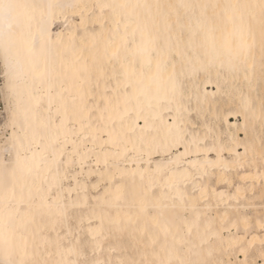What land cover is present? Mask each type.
<instances>
[{
	"label": "snow or ice",
	"instance_id": "snow-or-ice-1",
	"mask_svg": "<svg viewBox=\"0 0 264 264\" xmlns=\"http://www.w3.org/2000/svg\"><path fill=\"white\" fill-rule=\"evenodd\" d=\"M0 65V264H264V0H0Z\"/></svg>",
	"mask_w": 264,
	"mask_h": 264
},
{
	"label": "rangeland",
	"instance_id": "rangeland-1",
	"mask_svg": "<svg viewBox=\"0 0 264 264\" xmlns=\"http://www.w3.org/2000/svg\"><path fill=\"white\" fill-rule=\"evenodd\" d=\"M55 30L61 29L63 27L62 21H57L55 25H53ZM0 68H2V65H0ZM3 73L0 71V79H2ZM215 74L213 73L211 77V82L204 77L201 76L198 80L193 81L191 84H189L188 88L189 91L185 98V105L190 108V113H192V116H195L196 109L198 107V102L200 106L204 107L206 110V115H203L200 117V128L197 129V131H202L205 127L204 121L207 120L209 124L215 122L216 130L219 133L224 134L226 133V122L225 118L228 117L231 120V123L237 122V117L235 115H227L225 112V108L227 106L226 101L227 97L223 95V89H221V92L217 94V96L214 98L215 102L211 104V107L209 108L208 105L203 104V101L196 100V95L198 91H201L205 94V91L207 94H209V100H212V95L210 96V91L216 92V85H215ZM190 97V99L188 98ZM161 114L166 115L168 119L171 118V114L169 112H162ZM8 123V113L6 111V107L4 105L2 97H0V144L4 143V134H5V125ZM240 125L242 126L243 118L241 117L239 120ZM7 133L9 136H11V129H7ZM241 138H243L244 133L241 131L238 133ZM2 153V152H1ZM3 154V153H2Z\"/></svg>",
	"mask_w": 264,
	"mask_h": 264
},
{
	"label": "bare ground",
	"instance_id": "bare-ground-1",
	"mask_svg": "<svg viewBox=\"0 0 264 264\" xmlns=\"http://www.w3.org/2000/svg\"><path fill=\"white\" fill-rule=\"evenodd\" d=\"M52 31L53 32H59V30H55L54 29V27L52 28ZM206 92V91H205ZM210 93V96H211V94H213L214 92L213 91H210L209 92ZM196 100H198V101H204V93L203 92H201V91H198L197 92V95H196ZM185 107H187L186 105H185ZM188 108V107H187ZM188 111L190 112V108H188ZM161 115V119L163 120V121H168V120H170V119H168L167 118V116L166 115H163V114H160ZM168 115H170V116H172L173 114L171 113V114H168ZM225 122H226V133H225V137L226 138H230V136H231V132H230V130H229V125H232V126H236V124H237V122H233V123H231V120L228 118V117H226L225 118ZM242 125H243V123H242ZM239 135V134H238ZM3 154L0 152V156H2Z\"/></svg>",
	"mask_w": 264,
	"mask_h": 264
}]
</instances>
